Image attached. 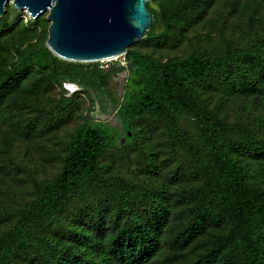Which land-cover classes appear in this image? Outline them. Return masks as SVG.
<instances>
[{
	"label": "trees",
	"instance_id": "obj_1",
	"mask_svg": "<svg viewBox=\"0 0 264 264\" xmlns=\"http://www.w3.org/2000/svg\"><path fill=\"white\" fill-rule=\"evenodd\" d=\"M216 1L159 3L160 11L152 9L155 24L146 37L177 32L182 18L209 9ZM240 2L232 0L230 5L237 7ZM248 8L256 15L264 8V0H249ZM250 21L254 28L261 26L256 18ZM22 22L11 26L6 16L1 18L0 38ZM157 22L164 25L162 36L155 35ZM31 26L26 23L23 29ZM131 47L124 57L127 66L110 69L61 60L44 45L17 49L10 60H0V120L7 102L19 97L34 69L44 71L52 83L60 85L62 95L54 108L58 112H64L75 97L87 91L103 100L114 90V77L128 73L122 97L116 100L119 124L89 117L75 130L61 171L47 184L35 185L34 198L15 212L13 225L0 235V264H19V255L34 242L59 253L40 264H154L159 258L161 264H178L211 227H223L227 232L214 236L194 264H227L232 248L240 253L232 264H264V187L255 179L251 164L264 168V138L256 129L260 125L231 122L222 105L211 106L196 89L217 78L229 97H264L263 30L249 47L230 45L218 58L192 54L162 62ZM67 84L80 89L69 95ZM141 119L164 126L170 146L190 169L182 166L181 177L172 178L168 186L137 188L104 174V157L135 142L133 125ZM21 130L30 139L36 125L29 122ZM153 165V159H148V168ZM93 188L114 189L117 217L110 216L109 201H104L103 207H85L79 210L73 228L82 227L86 220L96 234L91 238L85 230L80 234L70 230L65 246L51 245L46 236L50 221L59 219L76 198ZM162 199L165 203L156 205ZM134 204L138 210H130ZM101 242L105 244L98 247Z\"/></svg>",
	"mask_w": 264,
	"mask_h": 264
},
{
	"label": "rangeland",
	"instance_id": "obj_2",
	"mask_svg": "<svg viewBox=\"0 0 264 264\" xmlns=\"http://www.w3.org/2000/svg\"><path fill=\"white\" fill-rule=\"evenodd\" d=\"M186 1L188 0H153V3L157 11H160L161 2L178 4ZM231 1L217 0L209 9L192 12L180 20L177 32L160 38L146 37L135 43L131 49L168 62L184 59L192 54L218 58L228 51L230 45L249 47L262 34V30L264 36V8L254 15L253 10L248 8L249 0H241L237 7H231ZM5 16L11 26L23 22L12 33L0 38V46L3 47L0 48V60H10L17 49L46 46L51 24L48 12L33 20L25 10L18 11L10 1L2 18ZM251 17L256 18L261 26L255 27L256 29L252 27ZM30 21L33 23L30 24ZM26 23L32 26L24 30ZM164 33L155 32V35L162 36ZM94 64H99L98 67L102 69L127 66L124 57L84 65ZM127 74V71H123L114 77V90L103 100L94 95L93 91H87L75 97L72 105L64 112H58L54 111V108L62 95L60 85L52 83L44 71L34 69L18 93L19 97L9 99L7 110L0 120V235L13 225L15 212L34 198L35 185L47 184L61 171L67 154V144L84 120L91 117L114 126L119 124L116 119V100L122 97ZM65 87L70 92L69 95L78 90L74 85L67 84ZM196 89L198 95L206 99L211 106L222 105L223 114L229 117L231 122L259 124V130L258 125L256 126L258 135L260 133L264 138V97H229L222 92L217 78L198 85ZM29 122L35 123L36 132L32 138L27 139L21 133V126ZM133 127L137 134L135 142L128 144L124 149L108 153L102 160L106 177L120 178L137 188H147L165 186L170 184L172 178H180L182 166H185L186 171H190L187 163L170 146L161 123L141 119ZM150 158L154 161L153 168L147 166ZM251 164L255 179L264 187V168ZM169 187L174 189L171 185ZM117 188L118 186L114 187L116 190ZM114 189L93 188L76 198L59 219L50 221L46 235L50 244H57L59 246L55 247L61 249L65 246V237L70 236V230L79 234L85 230L91 238L96 234V230L88 226L86 220L82 227L73 228L79 210L85 207H103L104 201H109L110 216L117 217L118 203L113 196ZM163 203L165 199L156 205ZM137 206L138 204L131 205L130 210H138ZM141 211L143 212L142 207ZM87 220H90V217H87ZM226 232V228L211 227L186 251L185 258L178 264H194L206 253L212 238ZM104 244L105 242L98 243V247ZM237 249L232 248L229 264L239 257ZM58 255L55 248L52 250L51 247L34 242L27 251L19 255L18 262L40 264L43 260L55 259ZM222 255L224 259L225 255ZM161 261L162 258H159L154 264H161Z\"/></svg>",
	"mask_w": 264,
	"mask_h": 264
},
{
	"label": "water",
	"instance_id": "obj_3",
	"mask_svg": "<svg viewBox=\"0 0 264 264\" xmlns=\"http://www.w3.org/2000/svg\"><path fill=\"white\" fill-rule=\"evenodd\" d=\"M12 1L31 19L48 12L46 46L57 58L81 64L125 57L155 24L153 0H0V19ZM159 11V10H158ZM156 32L164 33L161 22Z\"/></svg>",
	"mask_w": 264,
	"mask_h": 264
},
{
	"label": "built area",
	"instance_id": "obj_4",
	"mask_svg": "<svg viewBox=\"0 0 264 264\" xmlns=\"http://www.w3.org/2000/svg\"><path fill=\"white\" fill-rule=\"evenodd\" d=\"M69 85H74L75 87L78 88V90L80 89V88L78 87V85H76V84H69ZM76 91H77V90H76Z\"/></svg>",
	"mask_w": 264,
	"mask_h": 264
}]
</instances>
